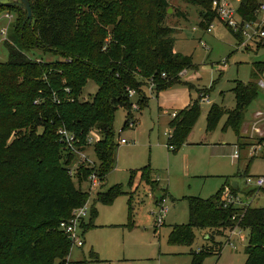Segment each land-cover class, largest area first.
Wrapping results in <instances>:
<instances>
[{
	"label": "trees",
	"instance_id": "16d2710c",
	"mask_svg": "<svg viewBox=\"0 0 264 264\" xmlns=\"http://www.w3.org/2000/svg\"><path fill=\"white\" fill-rule=\"evenodd\" d=\"M28 1L31 23L25 9L8 8L16 12V19L4 40L9 58L0 62V264H91L100 261L97 253L92 252V259H69L74 242L61 222L71 219L73 210L88 202L90 192L81 187L88 176L96 174L103 187L115 168L117 111H126L123 130L130 120L135 126L129 89L136 90L140 111L149 101L151 85L158 94L179 83L182 72L196 64L192 56L174 50V29L165 23L169 0ZM184 1L200 7L203 28L216 19L212 0ZM258 3L243 0L239 11L248 19ZM233 34L242 41L240 34ZM255 45L264 48V40ZM35 48L60 54L62 60L31 58L26 51ZM261 78L264 62L258 61L250 81L236 82L234 109L211 106L207 130L215 129L226 116L223 130L233 128L238 136L236 145L243 149L245 112L259 94ZM89 80L97 83L98 90L90 99L81 100ZM201 100L199 97L173 117L168 145L172 151L181 148L196 124ZM61 128L76 135L75 145L82 150L89 149L90 132L96 131L98 137L93 145L97 161H84L75 177L69 174L68 165L77 156L60 141ZM259 141L264 142V136ZM138 174L148 185L157 183L151 179L150 168H140L131 171L130 185ZM7 180L14 188L4 192L2 184ZM227 186L238 194L239 186L225 182L211 197H187L189 221L172 225L168 243L191 246L195 230L205 231L206 244L190 252L191 264H203L208 256L222 253L223 243L217 238H227L238 224L249 229L245 264H264V207H224L222 193ZM260 189L264 191V185ZM258 191L249 190L246 195ZM123 193L120 185L111 186L97 192L95 203L110 205ZM95 203L90 221L81 225L84 231L94 226L98 215ZM131 216L129 199V220Z\"/></svg>",
	"mask_w": 264,
	"mask_h": 264
},
{
	"label": "rangeland",
	"instance_id": "374dc122",
	"mask_svg": "<svg viewBox=\"0 0 264 264\" xmlns=\"http://www.w3.org/2000/svg\"><path fill=\"white\" fill-rule=\"evenodd\" d=\"M169 2L173 11L169 13L165 23L174 29V50L192 56L196 67L187 69L186 74L181 75L179 83L158 94L148 89L147 105L134 114L137 123L133 127L128 126L121 134L126 111H117L115 131L119 147L116 151L115 168L109 173L103 187L101 184L98 188H92L90 182H84L81 186L83 190L90 192L87 220L90 221L97 192L120 185L125 193L117 196L110 205L95 203L98 215L93 219L94 226L84 231L83 247L73 244V260L92 259L91 254L94 252L101 261H93L91 264H191L190 252L198 250L207 242L205 231L195 230L196 239L191 246L168 243L172 225L189 221L187 197L208 198L225 182L237 181L238 194L243 200L251 203L252 207H264V191L256 186V178L264 176V157L261 151L253 152L254 145L264 143L259 141L262 135H254L251 131L255 114L264 112L263 91L260 89L245 112L241 128L244 136L243 149L236 146L238 136L233 128L223 130L226 116L215 129L207 130V116L213 104L225 109L235 108L236 82L241 80L246 83L251 80L254 63L264 62V48L257 49L254 43L250 44L251 50L241 48L238 38L217 19L213 30L207 32L200 25L199 6L184 0ZM14 7L25 9L19 5ZM8 11L14 15L11 21L4 17ZM15 19V11L0 8V27L8 25L10 31ZM4 40V36L0 35V62L9 58ZM26 53L38 60H62V55L42 48ZM97 90V83L89 80L80 99H90ZM206 96L208 101L203 100ZM199 97L202 99L200 116L181 148L174 152L168 147L172 114L179 113ZM262 127L264 132V123ZM121 137L130 143L121 144ZM237 150L240 156L234 158ZM87 156L90 158L89 162L97 161L92 148L88 150ZM140 168H150L151 179L159 183L148 185L138 174L133 185H130L131 171ZM248 178L254 180L247 183ZM13 185L9 180L4 181L2 189L7 192L14 188ZM253 189L259 191L254 198H250L246 193ZM165 194L168 211L163 224L158 225L157 201ZM129 199L132 202L131 220ZM129 223L132 227H129ZM238 232L240 233L233 240L235 246L226 245V237H218L217 241L223 243L222 253L208 256L203 264H245L249 229L239 227Z\"/></svg>",
	"mask_w": 264,
	"mask_h": 264
},
{
	"label": "built area",
	"instance_id": "2783aa9c",
	"mask_svg": "<svg viewBox=\"0 0 264 264\" xmlns=\"http://www.w3.org/2000/svg\"><path fill=\"white\" fill-rule=\"evenodd\" d=\"M243 0H212V9L217 13L216 19L220 21L222 24L226 25L233 33H238L242 36V41L239 42V46L247 48L252 43L260 42L264 40V0H259V3L257 7L255 8L253 14L250 18L245 19L243 14L239 11V7L241 6V2ZM238 5H235V4ZM5 18L9 19L10 21L14 19V15L8 11L5 15ZM215 19V20H216ZM214 20V21H215ZM214 21L209 25V27L206 29L207 32H211L214 28ZM9 32V26L2 25L0 27V35L4 36V39H7ZM258 85L260 86L261 90L264 93V78H261L258 81ZM153 85L149 88L152 90ZM129 96L133 100V106L132 110L134 112L139 110V103L136 99L137 92L134 89H129ZM203 100H207L208 98L205 97ZM135 114V113H134ZM177 115V112H174L172 114L173 117ZM264 123V112L259 111L254 116V121L251 124L252 128V134H256L258 136L263 135V127L262 124ZM134 123L132 120H130L129 127H133ZM123 127L120 130V134L123 132ZM60 134V141L62 143H65L66 145L70 146L72 151L76 154V159L73 160L72 163L68 165V172L71 176H76L79 171V166L84 161L90 160V158L87 156V152L89 149H93V145L97 141V134L96 131H92L88 134L87 137V150L78 149L75 145V142L77 141L76 135L70 131H68L65 128H61L59 130ZM260 136V137H262ZM121 144H128L130 143L126 138L121 137L120 138ZM264 143V142H263ZM264 144H257L253 146V152H262L264 151ZM237 146V145H236ZM238 147V146H237ZM239 151H235L233 157L239 158ZM90 162H94L93 160ZM253 178H248L247 183H250L253 181ZM90 182L92 188H98L100 186L101 182L100 179L96 176V174H91L88 176V181ZM264 185V176H258L256 178V186L262 187ZM250 198H254V196H249ZM222 201L224 207L233 205L237 207L246 208L251 203H249L246 200H243L239 194H234L230 187H226L225 190L222 193ZM166 198L160 199L158 206H159V218L157 221L158 225H162L164 222L165 214L167 213L168 209L165 205ZM89 214V206L86 203L85 205L78 207L73 210L72 218L66 221L61 222V228L65 230V232L70 236V238L73 240L74 243H77V245L82 246L83 240L81 238V230H82V223L88 219ZM239 225L237 224L234 228L230 229L227 236L226 245L235 246L233 243L234 236L236 234H239Z\"/></svg>",
	"mask_w": 264,
	"mask_h": 264
},
{
	"label": "water",
	"instance_id": "95a60500",
	"mask_svg": "<svg viewBox=\"0 0 264 264\" xmlns=\"http://www.w3.org/2000/svg\"><path fill=\"white\" fill-rule=\"evenodd\" d=\"M18 5L25 8V10L28 13V18L30 19L29 22L31 23L32 8L28 0H0V8H3V7L10 8V7L18 6ZM172 11H173L172 8H169V12H172ZM233 186L237 188L239 186V183L237 181H233ZM206 238H208V236H206Z\"/></svg>",
	"mask_w": 264,
	"mask_h": 264
},
{
	"label": "crops",
	"instance_id": "0c3cea01",
	"mask_svg": "<svg viewBox=\"0 0 264 264\" xmlns=\"http://www.w3.org/2000/svg\"><path fill=\"white\" fill-rule=\"evenodd\" d=\"M186 72H187V70H185L184 72H182V73H183L182 75L186 74ZM206 97L208 98V96H206ZM190 103H191V102H190ZM190 103H189V104H190ZM189 104H188V105H189ZM188 105H187V106H188ZM170 132H171V131H170ZM153 180H154V179H153ZM157 183H159V182L157 181ZM83 235H84V230L82 229V232H81V238L83 237ZM205 237H206V235H205ZM82 240H83V238H82ZM83 242H84V243H83L82 246H79V245H78V246H79V247H83V246L85 245V240H83ZM99 258H100V257H99ZM69 259H70L71 261H78V260H73V259L71 258V254H70V256H69ZM100 261H101V259H100Z\"/></svg>",
	"mask_w": 264,
	"mask_h": 264
}]
</instances>
